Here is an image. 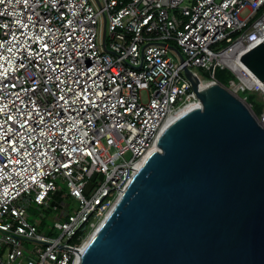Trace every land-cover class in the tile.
Segmentation results:
<instances>
[{"label":"built area","instance_id":"1","mask_svg":"<svg viewBox=\"0 0 264 264\" xmlns=\"http://www.w3.org/2000/svg\"><path fill=\"white\" fill-rule=\"evenodd\" d=\"M263 38L264 0H0V264H73L166 118L198 100L181 64L213 82L227 68L244 92L227 62ZM58 180L78 206L51 236L26 205Z\"/></svg>","mask_w":264,"mask_h":264},{"label":"water","instance_id":"2","mask_svg":"<svg viewBox=\"0 0 264 264\" xmlns=\"http://www.w3.org/2000/svg\"><path fill=\"white\" fill-rule=\"evenodd\" d=\"M239 59L264 85V38ZM181 67L198 100L161 128L75 264H264V126Z\"/></svg>","mask_w":264,"mask_h":264},{"label":"rangeland","instance_id":"3","mask_svg":"<svg viewBox=\"0 0 264 264\" xmlns=\"http://www.w3.org/2000/svg\"><path fill=\"white\" fill-rule=\"evenodd\" d=\"M217 69L221 70L218 73L225 81V85L223 86L237 94L243 100L244 98L249 99L250 97L251 100L254 101L252 107H260V113L255 114V109H253L246 103L252 114L259 120L261 118V114L264 112V95H262V93L257 88H250L248 90H245L244 92L235 90V87L238 83L233 73L227 68ZM191 71H195L198 75L204 78L203 80H207L205 79L204 72L201 68L192 67ZM262 123L264 124V114ZM56 187L57 190L51 195V198L47 202V204L36 205L34 203H29L26 205L27 219L30 222L35 223L39 231L46 229L51 236H55L58 234V231L53 229V222L56 220H63L68 214L73 213L78 206L76 200H73L72 198L67 196V189L63 181H56ZM101 220L102 219H99L97 223H95L92 227H88L86 229L81 238V245L88 239L90 234L94 231Z\"/></svg>","mask_w":264,"mask_h":264},{"label":"bare ground","instance_id":"4","mask_svg":"<svg viewBox=\"0 0 264 264\" xmlns=\"http://www.w3.org/2000/svg\"><path fill=\"white\" fill-rule=\"evenodd\" d=\"M257 44V43H256ZM227 65L229 66V68L237 75V76H239V78L241 79V81L243 82V83H245L247 86H249V87H255V88H257V89H259V90H261V91H263V93H264V85L262 84V83H260L254 76H253V78H251L250 77V75L249 74H244V75H242V71L243 70H245V71H247L248 69L246 68V66L240 61V59H239V56L237 57H234L233 58V60L231 61V62H227ZM249 71V70H248ZM247 71V72H248ZM249 73H250V71H249ZM198 85V88H201V89H205V88H207V87H210V86H212V85H214L215 84V82H213V81H211V80H199L198 81V83H197ZM189 103H191V102H189ZM189 103H187V104H185L183 107H181L180 109H178V110H176L173 114H171V115H169L167 118H166V120L164 121V123H163V125H162V127L168 122V121H170L180 110H182L185 106H187ZM161 127V128H162ZM110 209V208H109ZM108 209V210H109ZM108 210H107V212H108ZM106 212V213H107ZM83 244H84V242H83ZM82 244V245H83ZM82 247V246H81ZM80 247V248H81ZM78 252H77V254H76V257H75V260H74V263L73 264H75V262H76V260H77V256H78Z\"/></svg>","mask_w":264,"mask_h":264},{"label":"trees","instance_id":"5","mask_svg":"<svg viewBox=\"0 0 264 264\" xmlns=\"http://www.w3.org/2000/svg\"><path fill=\"white\" fill-rule=\"evenodd\" d=\"M220 71L221 70L216 69L215 72H214V77L220 84L225 85V81L221 78V75H219V73H218ZM244 101L251 107H252L253 102H254L253 100H251L250 97H249V99L244 98ZM252 108L255 109V112H254L255 114H259L260 113V111H259L260 107H258V108L252 107Z\"/></svg>","mask_w":264,"mask_h":264},{"label":"flooded vegetation","instance_id":"6","mask_svg":"<svg viewBox=\"0 0 264 264\" xmlns=\"http://www.w3.org/2000/svg\"><path fill=\"white\" fill-rule=\"evenodd\" d=\"M218 82V81H217ZM260 123V122H259ZM261 125H263L264 126V124H262V123H260Z\"/></svg>","mask_w":264,"mask_h":264}]
</instances>
